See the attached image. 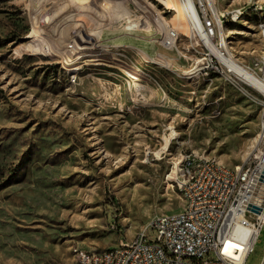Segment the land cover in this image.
Segmentation results:
<instances>
[{
	"label": "rangeland",
	"instance_id": "obj_1",
	"mask_svg": "<svg viewBox=\"0 0 264 264\" xmlns=\"http://www.w3.org/2000/svg\"><path fill=\"white\" fill-rule=\"evenodd\" d=\"M195 1L239 63L264 56V0ZM180 3L0 0V264H75L180 212L187 157L253 160L261 104L205 68Z\"/></svg>",
	"mask_w": 264,
	"mask_h": 264
},
{
	"label": "built area",
	"instance_id": "obj_2",
	"mask_svg": "<svg viewBox=\"0 0 264 264\" xmlns=\"http://www.w3.org/2000/svg\"><path fill=\"white\" fill-rule=\"evenodd\" d=\"M197 11L215 44L219 16L202 5ZM173 37L169 34L167 43ZM201 41L210 56L205 68L224 80H236L240 89H250V96L261 104L264 128V56L254 64H240L244 69L241 74L232 69L230 59L228 63L221 61L210 51L208 42ZM222 55L227 56L224 51ZM259 148L261 162L255 174H248L249 161L224 170L214 166L213 157L204 158L202 164L187 157L174 179L185 203L180 212L151 218L141 233L105 248V256L78 248L75 264H245L264 228V142Z\"/></svg>",
	"mask_w": 264,
	"mask_h": 264
},
{
	"label": "bare ground",
	"instance_id": "obj_3",
	"mask_svg": "<svg viewBox=\"0 0 264 264\" xmlns=\"http://www.w3.org/2000/svg\"><path fill=\"white\" fill-rule=\"evenodd\" d=\"M160 1L163 4L168 5L170 0H160ZM207 1L209 2V0H207ZM180 2H181L180 4L182 5V7H183V9H184V11L186 13L187 18L190 20V22L192 24V28H193L194 32L197 34L199 39H205L208 42V47H209L210 51L215 56H218L219 59H221V61H223L225 63H228L229 62L228 59H230V61H231L230 66L232 67V69L236 70L237 72H239L241 74H244V69L240 65L241 63H239L234 58V56L232 55L233 53L231 52L230 47L228 45V42L226 41V39L224 37L223 25L221 24L222 17H220V15H219V18L217 17V23L219 25V34L221 36V41L216 43V45H215V44L211 43L210 38L206 34L205 29H204L202 23L200 22V19H199V16H198L196 2L194 0H180ZM210 8L212 9V7H210ZM239 16H240V14L232 15V19L236 20V19L239 18ZM215 25H216V22H215ZM27 37H33V34H29V35H27ZM222 51H224L226 53V55H227L226 57H223ZM72 70H73V72H79V70H81V67L80 66H75V67H73ZM229 81L235 87L240 88V85H238V83H236V80H229ZM241 89L247 92L248 88H241ZM171 137L170 138H166L165 145L160 149V151H163V150L166 151L168 149V147H169V145L171 143L170 142L171 141ZM259 142L260 143L264 142V128H262V124L260 126ZM160 151L157 152V155H159ZM199 158H195V164H202L203 163V159H199ZM184 162H185V160L183 162H181L180 164H182ZM260 162H261V155H260V148L258 147L256 154H254L253 160H250L249 163H248V174H255L256 170H257V166H258V164H260ZM214 166H216V168H218V169H224V170H232L233 169V167H230V166L224 164L223 162H221V161H219L218 159H215V158H214ZM138 233H141V229L139 230ZM237 247H240V246H237ZM95 256H105V250L95 251Z\"/></svg>",
	"mask_w": 264,
	"mask_h": 264
}]
</instances>
